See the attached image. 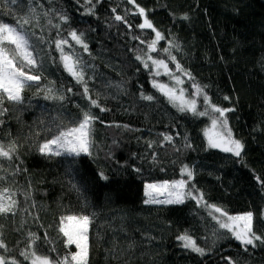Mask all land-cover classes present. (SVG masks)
Segmentation results:
<instances>
[{"label":"trees","instance_id":"trees-1","mask_svg":"<svg viewBox=\"0 0 264 264\" xmlns=\"http://www.w3.org/2000/svg\"><path fill=\"white\" fill-rule=\"evenodd\" d=\"M93 2L94 14H87L86 0H0V20L7 23L36 9L38 20L33 18L27 27L34 31L43 58L39 84L25 88L22 103L4 100L7 111L0 115V141L18 145L11 160L0 158V176L5 177L0 188H10L18 201L15 214H0L8 255L29 264L19 256L29 243V232L39 235L44 252L55 248L53 258L75 252V245L65 246L60 218L87 215L88 264H264V244L245 248L196 201L144 202L145 184L180 179L187 165L195 173L190 186L203 192L208 204L233 215L251 211L253 230L264 236V0ZM136 5L165 36L150 53L155 33L137 27L143 17ZM57 13L69 20L61 22ZM72 29L82 32L88 44V52H83L69 39L89 66L90 94L107 109H91L99 117L92 155H81L75 163L72 157L38 150L58 124L67 126L89 109L82 86L63 69L52 44L58 32L64 38ZM168 41L178 45L171 52L175 61L162 51ZM149 54L167 61L175 72L179 62L212 103L234 109L226 116L233 137L244 144L240 157L208 146L205 130L211 116L180 112L153 86L154 80L167 77L155 75L151 63L146 69L137 59ZM177 74L191 96L193 81ZM46 87L65 99H46ZM142 94L154 99H143ZM198 102L203 103V97ZM165 135L173 140L165 141ZM185 231L206 250L204 255L181 246L177 236Z\"/></svg>","mask_w":264,"mask_h":264},{"label":"snow or ice","instance_id":"snow-or-ice-1","mask_svg":"<svg viewBox=\"0 0 264 264\" xmlns=\"http://www.w3.org/2000/svg\"><path fill=\"white\" fill-rule=\"evenodd\" d=\"M8 2L15 4L18 0H8ZM135 4V0H129ZM137 13L143 17V22L137 27L140 29H151L155 33V39L151 41L148 46L149 53L156 50L159 41L164 40L165 36L154 27L153 22L148 18V13L143 7L136 5ZM55 11V10H53ZM85 11L87 14H94L95 3L93 0H86ZM115 12V9L112 10ZM36 9L29 8V15L19 17L14 23H7L0 20V115L6 112L3 108L4 100L13 103L23 102V92L26 87L32 84H39L41 81V73L39 69L43 66V58L37 51V46L34 43L35 33L27 27L32 23V19L38 20L35 16ZM48 16V12H44ZM61 22H67L69 17L66 14L57 13ZM115 19L124 21L125 18L116 15ZM187 19V16L184 17ZM48 23L51 25L52 21L49 19ZM60 24L54 25L57 29ZM131 27V25H129ZM43 40V37L36 38ZM69 39L80 46L83 52H88V44L85 42L84 34L72 29L64 38L59 37L52 41L56 50L59 52V62L63 69L75 80V82L82 86V95L89 103V109L81 112L80 118L73 120L69 125L58 124L56 132L50 139L45 140L38 148L39 152L48 156H63L72 157L73 163L75 158L81 155H92L93 135L95 132L94 125L99 117L95 116L91 109L97 108L100 111H107L101 107L99 99H93L88 87V79H86V68L89 66L83 61L82 56L76 52L73 44L69 43ZM169 46L163 48L162 51L168 53L171 60L175 61L176 57L171 55L172 48L178 47L172 41H168ZM67 49V50H66ZM138 60L142 59L144 68H149V61L155 66V75H167L174 82L175 86L170 87L168 84H163L153 81V86L160 91L170 103H172L180 112H191L193 115L211 116V127L206 130L205 135L208 139V145L211 148H222L225 152L233 153L240 157L244 149V144L233 137L231 129L228 127L226 113L234 111L233 108H222L211 102V98L204 91V88L194 82V77L191 73L183 69V67L176 62V72L168 67V62L163 59H153L149 54L146 59L137 56ZM163 69V73H161ZM188 77L193 83L191 87L195 90L192 98L186 95V89L182 87L184 80L181 75ZM46 99L64 100V95H57L53 88L46 87ZM67 91L71 92V89ZM203 97L205 105L204 111H198V98ZM146 100H153L151 95L144 96ZM228 100L229 97H224ZM2 123V121H0ZM127 127V126H125ZM165 141H172L173 137L170 135L164 136ZM18 152V145L15 141L5 145L0 141V158L11 160ZM155 159V158H154ZM2 168V166H0ZM16 171H19L17 167ZM139 171V169H137ZM15 175V172L13 173ZM103 179H107L103 173L100 174ZM194 171L189 166L184 165L181 169V178L176 180H164L155 183L145 184L144 201L146 204H168L179 205L185 203L186 200H194L202 207L209 209V215L212 216L220 229L227 230L231 236L239 241L242 246L255 247L259 242L264 244V236L257 235L253 230L254 214L249 211L238 215H229L223 208L208 204L204 200V193L196 189L194 185L190 186V182L194 180ZM5 177L0 176V180ZM257 179H259L257 177ZM264 183V182H262ZM16 195L10 188H0V214H15L18 207V201L14 199ZM28 194H26L27 199ZM91 219L87 215L82 216H66L60 218L59 231L66 238L65 246L71 247L75 245V252H68L63 256L53 258L50 254L55 252V248L51 247L49 252H44L41 249L40 237L36 233L29 232V243L19 252V256L23 260L28 261L29 264H88L89 256V224ZM177 240L181 242V246L192 252L200 255L205 254V249L200 247L197 239L185 231L177 236ZM45 242L47 238L45 237ZM50 243V242H49ZM9 249L4 243L3 234L0 232V264H21L15 256H9ZM235 264V262H233Z\"/></svg>","mask_w":264,"mask_h":264},{"label":"rangeland","instance_id":"rangeland-1","mask_svg":"<svg viewBox=\"0 0 264 264\" xmlns=\"http://www.w3.org/2000/svg\"><path fill=\"white\" fill-rule=\"evenodd\" d=\"M152 56V55H151ZM153 57V59H157V58H155L154 56H152ZM149 63H151L150 61H149ZM153 66V68H154V71L156 72V68H155V66L154 65H152ZM169 67V66H168ZM161 71V73H163V69H161L160 70ZM173 72H175V71H173ZM162 75H164V74H161L160 76H162ZM166 77H167V79L166 80H164V81H161V80H155L156 82H159V83H163V84H168L170 87H174L175 86V82L169 77V76H167L166 75ZM183 78V77H182ZM184 80V79H183ZM182 87L184 88V89H186V95L187 96H189L187 93H188V88L187 87H185V81H184V84L182 85ZM193 95H194V92H192V95L191 96H189L190 98H192L193 97ZM199 99H202V97H200V98H198V100ZM202 104V105H201ZM200 106H203L204 107V109H201L200 108ZM199 110H202V111H204L205 110V105H204V103H201V102H198V111ZM227 122H228V119H227ZM211 127V120H210V123H209V125L207 126V128H206V130L207 129H209ZM228 127H229V124H228ZM206 130H205V132H206ZM206 136V135H205ZM206 139H207V136H206ZM207 144H208V139H207ZM209 146V145H208ZM222 149V148H221ZM155 183V182H154ZM229 215H233V214H230L229 213ZM236 215H238V214H236Z\"/></svg>","mask_w":264,"mask_h":264}]
</instances>
